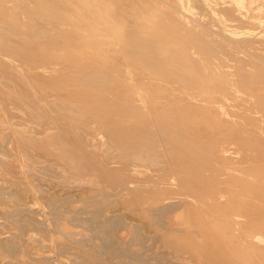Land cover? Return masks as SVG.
<instances>
[{
  "label": "bare ground",
  "instance_id": "obj_1",
  "mask_svg": "<svg viewBox=\"0 0 264 264\" xmlns=\"http://www.w3.org/2000/svg\"><path fill=\"white\" fill-rule=\"evenodd\" d=\"M127 1L0 0L14 24L11 34L0 25V73L25 109L15 127L17 102L0 103L12 149L0 171L26 176L22 150L47 148L63 176H124L117 185L141 212L168 208L164 235L184 260L264 264V0ZM34 14L60 18L51 63L48 49L38 62L20 51L35 46ZM110 129L125 131L108 133L119 156L102 150Z\"/></svg>",
  "mask_w": 264,
  "mask_h": 264
},
{
  "label": "rangeland",
  "instance_id": "obj_2",
  "mask_svg": "<svg viewBox=\"0 0 264 264\" xmlns=\"http://www.w3.org/2000/svg\"><path fill=\"white\" fill-rule=\"evenodd\" d=\"M127 3L129 4L126 0ZM25 5L27 6V4ZM129 6H124L127 11L130 10L131 6ZM196 9L198 16L197 14L194 16L198 19V22L202 23L203 27L206 26L205 28H207L208 32L213 27V29L215 27L218 29L221 23H218L217 18L215 19L214 13L212 14V12L210 13V11H205L204 9L200 11L201 8L199 7ZM50 17L51 15H43L41 18L37 14L30 17V23H34L30 26L34 27L29 29L28 33H30L29 38L31 37V40H35V46L31 50L26 48L19 49L22 53H26V61L38 62L37 56L42 55V53L45 54L44 51L48 49V52H51L49 59V63H51L54 59L52 52L56 43L60 42L61 46L63 45V38H57L53 31L56 20L60 18ZM228 17L231 16L229 15ZM130 24L133 25L131 22ZM0 25L4 26V29H7L5 26H8L10 34L14 30V24L1 16ZM40 37L41 41H43L44 37L46 41L42 43L39 40ZM10 40L9 37L5 38V50L10 48ZM34 40L32 41L34 42ZM21 60L24 61L23 59ZM0 76L2 79L0 81L1 89L5 91L4 94L10 93V88H14L11 80L6 76H2L1 73ZM4 83L7 85L5 86ZM4 86L9 87V89L4 88ZM14 89L12 93L17 91V89ZM12 93L9 95L5 94L6 96L8 95L5 97L2 92L0 99H2V96L5 98L2 101L0 100V103L4 105V102H7L6 98L10 99V102H13V100L17 102L18 100L14 99L16 96ZM17 103H10V105L14 104L10 111L13 113L14 110L20 107L18 111H15L20 116L16 115L15 112L12 116L11 112H6V116L3 111V116H1L7 120L11 119V126L13 124L15 127L22 122L21 117L23 116L21 115L25 113V109L20 105L21 101L20 104L18 103L19 106H17ZM1 107L3 109L5 105ZM8 107L9 104L3 110L8 109L9 111L11 106ZM8 114H10V117ZM16 121H18V125H16ZM10 129L11 127H5L3 130L4 137L2 135L4 139L0 138V154L7 157L11 156H8V154L12 151L9 144L11 140ZM100 129H103V127H100ZM115 130L117 132V129H114V131L110 129L104 132L102 150H110L109 152L113 156H119L124 151L120 141H118L119 143L115 141L112 145L108 143L110 136L108 133H116ZM103 131H105V127ZM119 131L120 129L117 133L120 135L125 132L124 129L120 131L123 133H119ZM123 147L125 149V146ZM37 149L38 145H35L31 150H22L23 152L25 151L24 153H28H26L27 157H23L24 166L20 167L22 168L21 170L27 171L26 176H20V178L19 176H7L2 173L4 172L2 169L0 171V264L208 263V261L206 262V260L196 257H192L187 261L182 258L183 254L176 251L177 247L171 241L172 239L168 237L169 235H164V233L170 232L166 220L168 208L161 209V207L155 206L151 207L148 211L149 213L146 212L147 214L143 211L141 212L139 207L142 203L139 199H135L130 203V199L127 198H131V194L126 195L122 187L117 185L124 179V176H111L108 177L110 179L106 178L107 180L103 179V176L95 175L81 177L72 176L69 173L67 174L68 176H63L61 168L58 167L60 165L58 161L64 160L54 155H47V152H43L45 150L44 147L41 148L42 151ZM32 151L35 154H32ZM45 151H48L47 148ZM39 154L40 156H37ZM9 158H12V156ZM115 159L119 161L117 157ZM16 177L18 180L15 181ZM118 188L123 193H119ZM126 199L127 202H125ZM168 205L170 206L171 203Z\"/></svg>",
  "mask_w": 264,
  "mask_h": 264
}]
</instances>
